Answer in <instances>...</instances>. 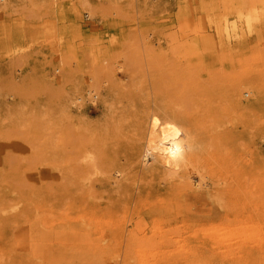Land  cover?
I'll list each match as a JSON object with an SVG mask.
<instances>
[{
    "label": "rangeland",
    "instance_id": "1",
    "mask_svg": "<svg viewBox=\"0 0 264 264\" xmlns=\"http://www.w3.org/2000/svg\"><path fill=\"white\" fill-rule=\"evenodd\" d=\"M0 264H264V0H0Z\"/></svg>",
    "mask_w": 264,
    "mask_h": 264
},
{
    "label": "bare ground",
    "instance_id": "2",
    "mask_svg": "<svg viewBox=\"0 0 264 264\" xmlns=\"http://www.w3.org/2000/svg\"><path fill=\"white\" fill-rule=\"evenodd\" d=\"M81 3H83V2H81ZM87 4L88 3L85 2L84 5L82 4L83 5L82 7H84L87 10H90L89 6ZM247 16H249V15H247ZM253 16H255V15H253ZM246 18L247 17H245V19ZM250 20H251V17H250ZM219 23H220V21H219ZM231 24H233V23H231ZM245 25L247 27V23H245ZM217 26H218V24H217ZM226 28H227V26H226ZM249 30H250V28H249ZM215 32H218V30H216ZM219 34H220V30H219ZM221 34H222V32H221ZM215 35H216V33H215ZM225 35H227V34H225ZM209 36H211V35H209ZM210 39H212V38H209V41H210ZM211 42H208V43H211ZM204 48H206V47L204 46ZM148 124H149V127L147 129L148 130L147 131L148 136H147V140H146V143H145V146L143 148L142 155H141V157H143V162L151 164V169L156 165L159 167H163L165 170H167V172L169 171L171 173H176L182 167V165H184V163H186V161L188 159V156H189L188 149L191 146L190 131L188 129H186L183 125H180L179 123H177L173 119H170V118H164L163 119L156 112H153L149 115ZM145 167H146V165H145ZM195 174H196V172H195ZM197 174H198V172H197ZM196 176H199V175H196ZM167 177H169V176H167ZM192 178H194V177H192ZM187 179H189V178H187ZM194 179H196V178H194ZM202 180L200 179V177L197 178L199 185L201 184ZM195 183H197V182H195Z\"/></svg>",
    "mask_w": 264,
    "mask_h": 264
}]
</instances>
